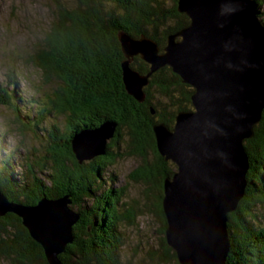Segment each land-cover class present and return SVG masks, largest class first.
<instances>
[{
	"label": "trees",
	"instance_id": "obj_1",
	"mask_svg": "<svg viewBox=\"0 0 264 264\" xmlns=\"http://www.w3.org/2000/svg\"><path fill=\"white\" fill-rule=\"evenodd\" d=\"M177 1L46 0L48 17L37 36L40 37L31 42L29 49L26 45L13 51L15 58L36 71L38 85L32 95L43 105L23 110L14 104L10 92L0 87V107L13 111L9 118L20 134L31 130L34 139V143L18 142L10 150L21 148L19 175L11 159L2 161L8 152L1 156L0 189L10 201L24 199L30 205L43 197L71 195L70 206L80 213V218L73 225V242L59 254V264H132L123 263V236L117 221L133 223L142 209L138 202L122 203L123 207L117 209L126 186L108 185L97 202L87 205L82 201L86 195L96 196L93 191H98L94 190L98 181L94 175L101 165H112L123 155L140 159L131 177L149 184L143 190L145 195L149 197L150 189L157 193L152 209L161 220V249L154 251L150 244L143 248L145 255L155 262L181 264L166 239L168 223L162 202L164 179L173 175L176 164L160 153L154 125L173 127L180 110L193 109L194 88L165 66L149 78L143 100L137 99L123 80L122 63L127 56L120 40L124 32L137 38L144 34L160 47L165 46L168 35L190 22L185 13L178 11ZM255 1L262 20L264 0ZM130 65L141 74L150 71L149 63L141 56L133 58ZM10 75L17 77L14 69ZM59 115L64 117L63 123H59ZM48 116L53 122L42 130L41 123ZM106 121L116 124L106 153L81 161L73 147L76 133ZM254 131V136L244 142L250 164L246 192L239 210L228 216V264H264V214L251 208L253 201L264 206V109ZM3 144L4 138L0 137L1 149ZM35 169L42 170L38 173L42 172L53 185L37 177ZM0 260L8 264H50L42 244L13 212L0 219ZM144 263L142 260L136 264Z\"/></svg>",
	"mask_w": 264,
	"mask_h": 264
},
{
	"label": "water",
	"instance_id": "obj_2",
	"mask_svg": "<svg viewBox=\"0 0 264 264\" xmlns=\"http://www.w3.org/2000/svg\"><path fill=\"white\" fill-rule=\"evenodd\" d=\"M178 11L190 22L168 35L165 46L151 37L121 33L127 56L140 55L150 71L170 66L194 88L193 109L180 110L173 127L154 125L157 145L176 164L164 179L166 239L181 264H226L230 248L228 216L246 192L250 167L244 142L264 109V24L255 0H178ZM129 57L122 63L130 94L143 100L138 71ZM146 85V75H139ZM115 123L76 133L73 147L80 160L106 153ZM43 197L30 205L10 201L0 189V219L20 216L42 244L50 264L73 242L80 213L71 199Z\"/></svg>",
	"mask_w": 264,
	"mask_h": 264
},
{
	"label": "rangeland",
	"instance_id": "obj_3",
	"mask_svg": "<svg viewBox=\"0 0 264 264\" xmlns=\"http://www.w3.org/2000/svg\"><path fill=\"white\" fill-rule=\"evenodd\" d=\"M45 1L46 0H0V87H2L3 89H7L8 92H10L14 104L22 108L23 110H31V107H33L35 110L36 106L43 105V102L42 100L38 99V97L35 98L33 96L35 95V87L38 85L36 71L34 70V68L26 65L23 60L15 58L13 56V51L18 47L23 48L26 45L29 49V47H31L32 45L31 42L40 37L37 36L40 33L42 24L45 23L48 17L47 11L45 9ZM261 10L263 16L262 20H264V6L261 8ZM137 56L140 55L134 54L127 57H129V60L132 61L133 58ZM12 69L16 71L17 77H14V75L12 76L13 78L11 77L10 72L12 71ZM160 69L161 68L154 70L152 73L148 72L146 74H142L146 75L148 78V82L146 84L150 83L149 78L157 73V71H159ZM137 71L138 78H140L139 87L140 90L143 91L145 89V85L144 83L143 85L141 84L143 82V79L139 76L141 75V72L139 70ZM24 112L25 111H23V113ZM10 113H13V111L8 108L3 109L2 107H0V137L4 138L5 143L3 144V148H0V158L6 152H8L7 156L4 157L2 161H10L11 159L12 165L16 170L14 172L16 174L18 173L19 175L18 170H21V168H18V164L20 162L21 148H19L20 150H10L13 149L18 144V142L21 143V141L23 140H28L30 143H34V139L30 133L31 130L26 135L20 134L19 129H17L15 127V124H13V122L11 121V117L9 118ZM62 118L64 117L59 115V123L64 122V120L62 121ZM43 122L41 123L42 130L49 128V124L51 125L53 120L50 116H48L47 120L44 123ZM108 126H110L109 129L113 130V133L115 134L116 128L112 125ZM36 142L40 145L38 139ZM140 164L141 162L138 157L123 155L119 156L112 165L108 163H106L105 165H101L100 171L98 170V172L94 175V178L98 181L94 185V190L98 191L96 193L95 191H93V194L96 196H93L92 198L91 195H86L85 199L82 201H86L87 205L89 204V202H97L100 196L102 197L104 191L108 189V185L114 188L119 186H126L124 194L122 193L120 195V203L118 204L119 206L117 207V209L120 210V208L123 207L122 203H126V205H129L131 203L138 202V206L142 209V211L135 216V221L133 223L129 222L128 220L122 219L121 222H119L120 219L117 221L119 223L120 234L123 236L121 238V254L123 256V263H128L131 261L132 264H136L141 263L142 260H145L144 264H174L173 262L162 263L159 262L158 259V262H155L156 260L153 261L145 255L144 249H147L150 244L153 245L151 249H153L154 251L159 252V249H161L159 240L161 234L159 232V229L162 225L160 217L152 209L153 204L157 200V193L154 192L153 189L152 191L150 189L149 197H147L143 190L148 188L149 184L139 180L136 181L131 177L133 170ZM35 167L36 165L34 164V168ZM2 168L3 167H1L0 165V169ZM38 171L42 170L35 169L34 174L37 177H42L46 180L48 185L52 186L53 184L50 183L49 180L46 179V177H44V174H41L42 172L39 174ZM241 200H239L237 207L234 210H231L229 214H234L237 212V210H239ZM19 201L24 202L25 204L24 199H21ZM252 203L253 205L251 206V208L255 211H259L258 214L263 216V204L260 203V201H253ZM70 204L71 203L69 202L67 207L72 209ZM69 243H67V245H69ZM228 255L229 252L226 255V264H228ZM241 260L243 261V259ZM0 264L8 263L0 260Z\"/></svg>",
	"mask_w": 264,
	"mask_h": 264
},
{
	"label": "bare ground",
	"instance_id": "obj_4",
	"mask_svg": "<svg viewBox=\"0 0 264 264\" xmlns=\"http://www.w3.org/2000/svg\"><path fill=\"white\" fill-rule=\"evenodd\" d=\"M262 19V18H261ZM262 24H264V20H261ZM228 237H229V233H228ZM230 241V240H229ZM229 248H230V245H229Z\"/></svg>",
	"mask_w": 264,
	"mask_h": 264
}]
</instances>
